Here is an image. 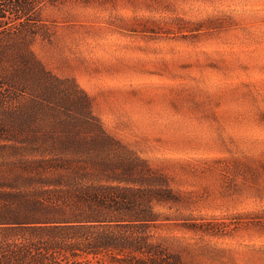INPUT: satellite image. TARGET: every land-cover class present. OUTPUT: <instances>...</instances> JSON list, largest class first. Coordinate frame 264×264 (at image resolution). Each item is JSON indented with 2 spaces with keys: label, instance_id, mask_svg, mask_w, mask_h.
<instances>
[{
  "label": "rangeland",
  "instance_id": "374dc122",
  "mask_svg": "<svg viewBox=\"0 0 264 264\" xmlns=\"http://www.w3.org/2000/svg\"><path fill=\"white\" fill-rule=\"evenodd\" d=\"M33 2L37 59L179 200L157 261L264 264V0Z\"/></svg>",
  "mask_w": 264,
  "mask_h": 264
},
{
  "label": "trees",
  "instance_id": "16d2710c",
  "mask_svg": "<svg viewBox=\"0 0 264 264\" xmlns=\"http://www.w3.org/2000/svg\"><path fill=\"white\" fill-rule=\"evenodd\" d=\"M34 7L0 0V264H162L149 228L179 200L37 59Z\"/></svg>",
  "mask_w": 264,
  "mask_h": 264
}]
</instances>
